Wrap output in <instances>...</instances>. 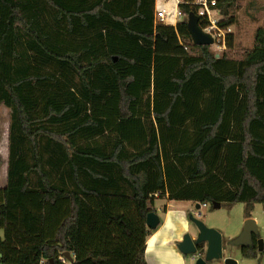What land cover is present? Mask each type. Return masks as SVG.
I'll return each mask as SVG.
<instances>
[{
    "label": "trees",
    "instance_id": "obj_1",
    "mask_svg": "<svg viewBox=\"0 0 264 264\" xmlns=\"http://www.w3.org/2000/svg\"><path fill=\"white\" fill-rule=\"evenodd\" d=\"M216 2L231 27L237 0ZM155 5L0 0V264H148L158 198L264 203V21L235 58L233 33L217 55Z\"/></svg>",
    "mask_w": 264,
    "mask_h": 264
},
{
    "label": "rangeland",
    "instance_id": "obj_2",
    "mask_svg": "<svg viewBox=\"0 0 264 264\" xmlns=\"http://www.w3.org/2000/svg\"><path fill=\"white\" fill-rule=\"evenodd\" d=\"M170 13L174 11V6L169 9ZM235 23L227 30V33H233L234 48L231 54L235 58H241L247 48H251L254 43V34L256 28L264 21V0H237L234 7ZM188 19L187 16H184ZM222 19L221 13H219ZM170 19V16H169ZM213 51L220 54L223 52L216 45H212ZM11 112L5 105L0 106V187L6 184L5 175L8 168V146H9V127H10ZM195 216L204 221L208 226L218 229L224 240L229 242L233 238L240 235L245 221L253 218L258 226V233L253 240V251L257 256H252V262L264 263V203H256L251 216H246V204L243 202L232 205H222L220 208L211 206H203L201 209L193 208ZM196 212V213H195ZM216 226V227H215ZM218 227V228H217ZM2 234V231H0ZM225 234V235H224ZM230 249L228 252L227 250ZM225 252L231 253L230 257L235 256L242 259L244 253L241 246L226 245ZM224 252V253H225ZM225 255V254H224ZM234 256V257H233ZM60 257L62 255L60 254ZM60 259V258H59ZM66 261L69 262L67 259ZM217 264H225L223 260H214ZM243 264V263H242Z\"/></svg>",
    "mask_w": 264,
    "mask_h": 264
},
{
    "label": "crops",
    "instance_id": "obj_3",
    "mask_svg": "<svg viewBox=\"0 0 264 264\" xmlns=\"http://www.w3.org/2000/svg\"><path fill=\"white\" fill-rule=\"evenodd\" d=\"M177 1L178 0H156L155 12L162 5L166 6L168 10L171 9L173 6L175 9V4ZM184 19H185L184 15L178 16L175 19L172 17L171 25L176 26L178 22ZM5 177H6L5 180H7V168H6ZM155 203H156L155 204L156 212L160 215L161 222L157 228L153 229V232L151 233L147 241L146 260L148 264H195L198 255H189L183 253L179 249L178 243L182 241L184 235L188 232H190L193 236L196 235V227L194 223H192L189 217L191 214H193L194 216L196 215L193 213L194 211L193 208L196 207V209H201L203 206H210V205L201 204V206L198 208L197 203H194L192 201L170 200L168 196L163 198H158ZM255 235L256 234H254V237ZM224 238L225 236H223V239ZM229 242H226L224 240V248ZM237 246H241L242 251L244 253L243 255L244 257L242 259L233 256L237 264H242V263L256 264L252 262V260H254L255 258L254 259L251 258L252 257L251 255L257 256L256 252L253 251L254 248L253 243L249 245H237ZM227 251L229 252L230 249H228ZM245 251H247L248 255H246ZM228 252L224 253L225 257L231 256L230 255L231 253ZM224 258L222 259L223 261ZM69 263L70 261L69 262L66 261V263L64 262V264H69ZM209 264H217V263L213 260ZM258 264H262V263H258Z\"/></svg>",
    "mask_w": 264,
    "mask_h": 264
},
{
    "label": "water",
    "instance_id": "obj_4",
    "mask_svg": "<svg viewBox=\"0 0 264 264\" xmlns=\"http://www.w3.org/2000/svg\"><path fill=\"white\" fill-rule=\"evenodd\" d=\"M199 16L196 13H191L188 16L187 23L192 36L194 44L197 45H213V37L205 32L199 24ZM201 206L197 203V207ZM214 208L222 207L221 202H214ZM190 220L196 227V235L193 236L190 232L186 233L178 243L179 249L189 255H198L195 264H209L213 260H222L225 255L224 239L222 233L214 228L208 226L204 221L191 214ZM161 222V217L156 211H151L147 215V224L150 228L155 229ZM258 233V226L253 218L245 221L244 228L239 236L232 239L228 245H249L253 243L254 234ZM70 262L73 257L70 252L62 254ZM225 264H237L232 257L224 258Z\"/></svg>",
    "mask_w": 264,
    "mask_h": 264
},
{
    "label": "built area",
    "instance_id": "obj_5",
    "mask_svg": "<svg viewBox=\"0 0 264 264\" xmlns=\"http://www.w3.org/2000/svg\"><path fill=\"white\" fill-rule=\"evenodd\" d=\"M181 2L190 3L197 7V15L199 16V18L207 19L209 21V25L202 29L213 37V45H216L221 50L226 49L228 40L227 35L229 33H227V30H229L230 27L223 28L220 26L219 22L221 21V19L220 17H218L220 11L217 8L216 0H178L172 13H170L166 6L162 5L155 12L156 23L171 25L172 17L175 19L178 16H182L183 13L179 8V4ZM66 260L67 259L64 256L60 257V261H62L63 263H66Z\"/></svg>",
    "mask_w": 264,
    "mask_h": 264
}]
</instances>
